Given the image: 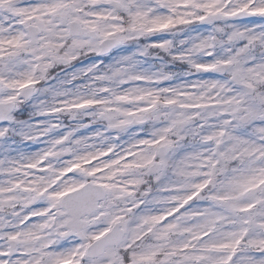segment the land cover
I'll return each instance as SVG.
<instances>
[{
	"label": "snow or ice",
	"instance_id": "snow-or-ice-1",
	"mask_svg": "<svg viewBox=\"0 0 264 264\" xmlns=\"http://www.w3.org/2000/svg\"><path fill=\"white\" fill-rule=\"evenodd\" d=\"M0 264H264V0H0Z\"/></svg>",
	"mask_w": 264,
	"mask_h": 264
}]
</instances>
